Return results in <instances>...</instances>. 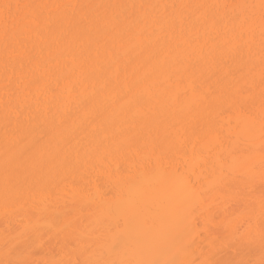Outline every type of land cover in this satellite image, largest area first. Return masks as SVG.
I'll list each match as a JSON object with an SVG mask.
<instances>
[{"label":"bare ground","instance_id":"6f19581e","mask_svg":"<svg viewBox=\"0 0 264 264\" xmlns=\"http://www.w3.org/2000/svg\"><path fill=\"white\" fill-rule=\"evenodd\" d=\"M0 264H264V0H0Z\"/></svg>","mask_w":264,"mask_h":264}]
</instances>
